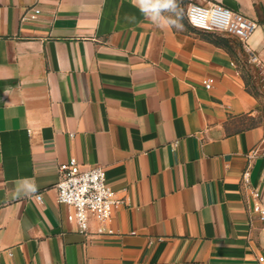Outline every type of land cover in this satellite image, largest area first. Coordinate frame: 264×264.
<instances>
[{
  "label": "crops",
  "instance_id": "0c3cea01",
  "mask_svg": "<svg viewBox=\"0 0 264 264\" xmlns=\"http://www.w3.org/2000/svg\"><path fill=\"white\" fill-rule=\"evenodd\" d=\"M191 1L257 20V59ZM182 9L178 30L132 0H0V264H264V0ZM71 158L105 168L113 232L58 203Z\"/></svg>",
  "mask_w": 264,
  "mask_h": 264
},
{
  "label": "built area",
  "instance_id": "2783aa9c",
  "mask_svg": "<svg viewBox=\"0 0 264 264\" xmlns=\"http://www.w3.org/2000/svg\"><path fill=\"white\" fill-rule=\"evenodd\" d=\"M39 11L38 8L34 9L30 18L34 19ZM185 16L192 27L231 38L251 54L252 60L257 59L249 45L250 37L259 26L257 20L218 2L203 4L191 1L186 5ZM204 85L210 88V79H205ZM58 172L59 179L55 185L57 201L73 208L78 230L88 234L91 232V221L94 220L97 224L95 232H113L107 223L112 217L114 206L122 200L108 184L105 168L101 164H81L71 158L59 164ZM252 194L259 198L257 190H252ZM36 198L41 200V193H37ZM254 210L264 220V206L257 202ZM259 260L263 261L264 257L260 256Z\"/></svg>",
  "mask_w": 264,
  "mask_h": 264
},
{
  "label": "clouds",
  "instance_id": "9594fccd",
  "mask_svg": "<svg viewBox=\"0 0 264 264\" xmlns=\"http://www.w3.org/2000/svg\"><path fill=\"white\" fill-rule=\"evenodd\" d=\"M132 3L146 19L158 27L167 25L183 30V9L179 0H132ZM126 19L135 21L134 16ZM30 190L35 191V188L31 187Z\"/></svg>",
  "mask_w": 264,
  "mask_h": 264
},
{
  "label": "trees",
  "instance_id": "16d2710c",
  "mask_svg": "<svg viewBox=\"0 0 264 264\" xmlns=\"http://www.w3.org/2000/svg\"><path fill=\"white\" fill-rule=\"evenodd\" d=\"M201 34L203 35L204 38H206L210 42H213L216 45L224 46L230 49L228 38L215 34V33L206 32V31H201Z\"/></svg>",
  "mask_w": 264,
  "mask_h": 264
},
{
  "label": "rangeland",
  "instance_id": "374dc122",
  "mask_svg": "<svg viewBox=\"0 0 264 264\" xmlns=\"http://www.w3.org/2000/svg\"><path fill=\"white\" fill-rule=\"evenodd\" d=\"M179 2H180V7L182 8L183 4L185 3V0H179Z\"/></svg>",
  "mask_w": 264,
  "mask_h": 264
}]
</instances>
